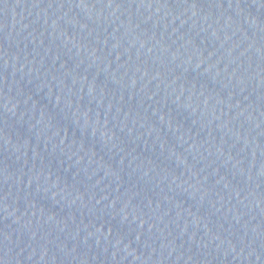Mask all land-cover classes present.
Masks as SVG:
<instances>
[{
  "label": "water",
  "instance_id": "water-1",
  "mask_svg": "<svg viewBox=\"0 0 264 264\" xmlns=\"http://www.w3.org/2000/svg\"><path fill=\"white\" fill-rule=\"evenodd\" d=\"M0 264H264V0H0Z\"/></svg>",
  "mask_w": 264,
  "mask_h": 264
}]
</instances>
